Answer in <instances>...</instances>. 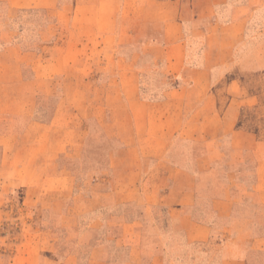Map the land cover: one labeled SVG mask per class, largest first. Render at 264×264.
<instances>
[{
	"label": "rangeland",
	"instance_id": "1",
	"mask_svg": "<svg viewBox=\"0 0 264 264\" xmlns=\"http://www.w3.org/2000/svg\"><path fill=\"white\" fill-rule=\"evenodd\" d=\"M8 2L0 0V264H149L153 240L125 235L120 226L144 214L142 203L123 199L136 192L126 195L120 178L138 165L147 171L154 160L123 151L127 140L147 141L148 134L140 119L125 125L129 136L120 132L117 110L124 106L117 103L130 88L142 99H158L187 77L186 68L164 73L152 62L162 20L184 16L188 25L179 35H189L210 29L212 18L229 22L239 12L241 40L220 42L221 63L210 71L208 94L220 97L222 109L231 95L257 96L259 104L242 109L240 124L264 139V0ZM221 29L228 32L214 31ZM230 137H215V151L178 137L171 148L182 147L194 170L196 157L216 159ZM243 208L264 220L263 208ZM157 212L152 217L162 237L173 246L183 240L181 230L167 226V211ZM174 247L164 248L168 264L188 254Z\"/></svg>",
	"mask_w": 264,
	"mask_h": 264
},
{
	"label": "crops",
	"instance_id": "2",
	"mask_svg": "<svg viewBox=\"0 0 264 264\" xmlns=\"http://www.w3.org/2000/svg\"><path fill=\"white\" fill-rule=\"evenodd\" d=\"M8 1L16 5L14 0ZM221 1L212 0V3L219 5ZM187 25L188 20L182 15L162 20L163 36L157 43L158 52L152 51V62L162 64L164 73L188 69L182 84L169 87L160 98L153 100L138 97L135 88H130L117 103L124 106L122 111L117 110L118 130L129 136L130 127L125 125L130 119L135 123L140 119L141 127L148 134L147 141L127 140L123 151L141 155L142 159L148 155L154 160L147 171L138 165V170L133 167L120 178L126 195L136 192L123 199L136 200L144 207L142 217L133 216L120 226L124 225L125 235L132 232L145 238L148 234L153 240L149 264H168L165 246L187 248L188 254L182 250L184 255L174 258L180 264H262L264 233L254 234V231L262 228L264 220L251 218L250 211L243 207L251 204L264 209V139L240 124L242 109L255 106L261 100L245 94L231 95L227 107L222 109L220 97L208 94V76L214 65L221 63L219 57L223 54L219 44L241 40L242 20L239 12L229 22L212 18L213 26L207 31L199 33L191 29L193 33L179 35ZM218 27L227 28L228 32L214 31ZM188 111L192 113L190 122L186 121ZM221 133L231 135L229 148L218 146L216 159L205 155L196 157L194 170L189 167L193 158L182 154V147L175 151L171 148L174 137H178L193 140L195 144L202 141L203 147L208 143V150L215 151L214 145L219 142L214 138ZM176 153H181L183 158L176 160ZM213 161L217 162L216 167L210 165ZM135 174L143 178L138 180ZM139 181L142 192H137L135 187ZM198 186L212 191L201 193L197 191ZM204 198L209 200L208 206ZM159 209L167 211V226L184 234V239L174 246L170 238L162 237L161 227L154 223L153 210L157 215ZM258 213L262 216L264 210Z\"/></svg>",
	"mask_w": 264,
	"mask_h": 264
}]
</instances>
